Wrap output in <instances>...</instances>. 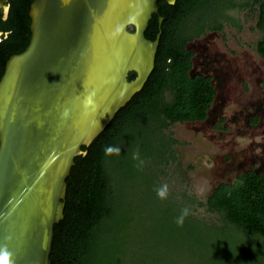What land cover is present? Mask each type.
<instances>
[{
    "label": "trees",
    "instance_id": "1",
    "mask_svg": "<svg viewBox=\"0 0 264 264\" xmlns=\"http://www.w3.org/2000/svg\"><path fill=\"white\" fill-rule=\"evenodd\" d=\"M157 5L144 31L151 40L160 31L154 67L143 87L74 158L65 180L63 218L53 226L50 264H264V170H238L204 200L169 188L166 198L157 195L170 164L178 163L169 125L205 120L216 97L213 75L191 72L195 51L189 43L226 23L239 26L229 9H255L261 33L256 50L264 58V0H158ZM134 76L129 72L128 79ZM109 146L118 147L119 154L106 155ZM137 152L155 182L149 204L124 194L143 168L133 159ZM143 206L159 224L148 223V230L137 234L134 214ZM201 207L218 221L197 217ZM185 208L189 214L178 226Z\"/></svg>",
    "mask_w": 264,
    "mask_h": 264
},
{
    "label": "water",
    "instance_id": "2",
    "mask_svg": "<svg viewBox=\"0 0 264 264\" xmlns=\"http://www.w3.org/2000/svg\"><path fill=\"white\" fill-rule=\"evenodd\" d=\"M157 1L30 2L28 43L0 76V245L13 264H50L74 158L154 67L160 31H144Z\"/></svg>",
    "mask_w": 264,
    "mask_h": 264
},
{
    "label": "rangeland",
    "instance_id": "3",
    "mask_svg": "<svg viewBox=\"0 0 264 264\" xmlns=\"http://www.w3.org/2000/svg\"><path fill=\"white\" fill-rule=\"evenodd\" d=\"M228 14L239 26L226 23L222 30L207 31L189 43L195 51L194 70L212 74L216 87L207 118L172 123L167 129L177 140L174 150L178 163L170 164L164 184L199 200L238 170L252 166L264 170V58L256 50L261 37L255 27L257 12L234 7ZM154 183L144 165L125 187L126 199L138 203L147 200L149 204ZM149 215L144 206L134 214L135 233L146 232L148 223L156 224ZM195 215L213 222L219 219L204 207ZM141 218H145L143 224Z\"/></svg>",
    "mask_w": 264,
    "mask_h": 264
},
{
    "label": "flooded vegetation",
    "instance_id": "4",
    "mask_svg": "<svg viewBox=\"0 0 264 264\" xmlns=\"http://www.w3.org/2000/svg\"><path fill=\"white\" fill-rule=\"evenodd\" d=\"M31 1L0 0V61H6L10 55L19 53L25 48L30 34L28 32L30 19L27 12ZM21 47L23 49L19 50ZM191 72L196 74L201 71L194 70L192 67ZM203 73L207 72L203 71Z\"/></svg>",
    "mask_w": 264,
    "mask_h": 264
},
{
    "label": "clouds",
    "instance_id": "5",
    "mask_svg": "<svg viewBox=\"0 0 264 264\" xmlns=\"http://www.w3.org/2000/svg\"><path fill=\"white\" fill-rule=\"evenodd\" d=\"M120 149L118 147H107L105 149V154H119ZM133 159L139 160V153L137 152L134 154ZM143 161L139 160V163L137 167H142L143 166ZM168 192L167 185L161 186L159 189H157V195L160 198H166ZM189 214V209L185 208L181 214L180 217L177 218L176 223L178 226L183 225L184 217ZM12 253L7 249V245H0V264H13L12 261Z\"/></svg>",
    "mask_w": 264,
    "mask_h": 264
}]
</instances>
